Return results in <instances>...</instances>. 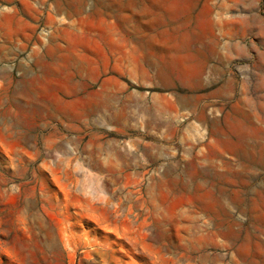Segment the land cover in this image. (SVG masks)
Returning a JSON list of instances; mask_svg holds the SVG:
<instances>
[{
    "label": "rangeland",
    "instance_id": "374dc122",
    "mask_svg": "<svg viewBox=\"0 0 264 264\" xmlns=\"http://www.w3.org/2000/svg\"><path fill=\"white\" fill-rule=\"evenodd\" d=\"M97 1L0 0V264H264V0Z\"/></svg>",
    "mask_w": 264,
    "mask_h": 264
},
{
    "label": "crops",
    "instance_id": "0c3cea01",
    "mask_svg": "<svg viewBox=\"0 0 264 264\" xmlns=\"http://www.w3.org/2000/svg\"><path fill=\"white\" fill-rule=\"evenodd\" d=\"M213 9H214V13L212 16V24L215 25L219 22H223L224 18L222 16L221 5L218 2H215L212 7V10ZM21 80L27 84V86L22 88V92H23L22 96L24 100L23 104L34 105L38 103L41 105H46L48 103V100H47L49 99L48 92L50 88L54 87L53 78H50L48 75L38 74L37 76L33 75L31 77H25V78L23 77V79ZM241 138H244V137H241ZM234 142L236 144H242L243 141H234ZM246 150L240 149L239 153H240L241 158L244 159L246 157L248 162H251V163H255L259 161V156H257L253 150H250L249 148ZM246 153L248 154V156H246ZM249 154H250V157H249Z\"/></svg>",
    "mask_w": 264,
    "mask_h": 264
},
{
    "label": "bare ground",
    "instance_id": "6f19581e",
    "mask_svg": "<svg viewBox=\"0 0 264 264\" xmlns=\"http://www.w3.org/2000/svg\"><path fill=\"white\" fill-rule=\"evenodd\" d=\"M100 1V0H99ZM99 1H97V2H99ZM5 47V46H4ZM2 48V47H1ZM0 48V49H1ZM238 146L240 147L239 149H245V147H243L244 145H243V143L242 144H238ZM237 147V146H236ZM203 173V172H202ZM221 173V172H220ZM193 179V178H192ZM186 184V183H185ZM185 188H186V186H185Z\"/></svg>",
    "mask_w": 264,
    "mask_h": 264
}]
</instances>
